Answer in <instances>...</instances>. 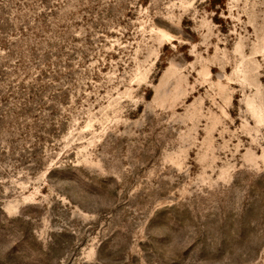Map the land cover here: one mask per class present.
I'll list each match as a JSON object with an SVG mask.
<instances>
[{
    "label": "rangeland",
    "instance_id": "1",
    "mask_svg": "<svg viewBox=\"0 0 264 264\" xmlns=\"http://www.w3.org/2000/svg\"><path fill=\"white\" fill-rule=\"evenodd\" d=\"M0 264H264V0H0Z\"/></svg>",
    "mask_w": 264,
    "mask_h": 264
}]
</instances>
